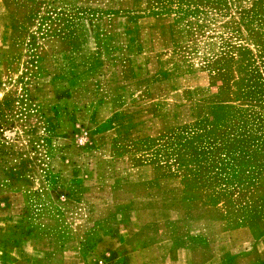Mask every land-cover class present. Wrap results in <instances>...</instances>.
I'll return each instance as SVG.
<instances>
[{
    "label": "rangeland",
    "instance_id": "374dc122",
    "mask_svg": "<svg viewBox=\"0 0 264 264\" xmlns=\"http://www.w3.org/2000/svg\"><path fill=\"white\" fill-rule=\"evenodd\" d=\"M137 196L264 235V0H0V243Z\"/></svg>",
    "mask_w": 264,
    "mask_h": 264
},
{
    "label": "crops",
    "instance_id": "0c3cea01",
    "mask_svg": "<svg viewBox=\"0 0 264 264\" xmlns=\"http://www.w3.org/2000/svg\"><path fill=\"white\" fill-rule=\"evenodd\" d=\"M130 8L119 5L109 18L129 21ZM142 20L158 21L154 17ZM145 201L146 197L137 196L123 210L102 201L101 213L93 207L82 212L75 224V235L94 234L88 252L83 251L82 243L87 240L83 238L75 247L65 244L59 250L39 249L29 240L14 241L0 243V264H264V235L251 227L228 228L225 214L215 220L198 218L193 226L190 221L176 223L168 217L173 212L148 207ZM190 236L198 240L191 244ZM70 251L74 254L70 255Z\"/></svg>",
    "mask_w": 264,
    "mask_h": 264
}]
</instances>
